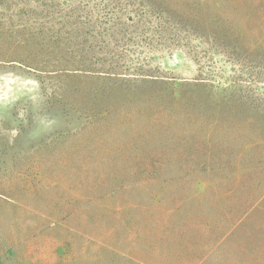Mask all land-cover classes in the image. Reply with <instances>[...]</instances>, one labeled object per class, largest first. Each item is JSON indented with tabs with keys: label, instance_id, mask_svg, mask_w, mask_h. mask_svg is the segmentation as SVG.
Wrapping results in <instances>:
<instances>
[{
	"label": "rangeland",
	"instance_id": "obj_1",
	"mask_svg": "<svg viewBox=\"0 0 264 264\" xmlns=\"http://www.w3.org/2000/svg\"><path fill=\"white\" fill-rule=\"evenodd\" d=\"M0 264H264V0H0Z\"/></svg>",
	"mask_w": 264,
	"mask_h": 264
},
{
	"label": "water",
	"instance_id": "obj_2",
	"mask_svg": "<svg viewBox=\"0 0 264 264\" xmlns=\"http://www.w3.org/2000/svg\"><path fill=\"white\" fill-rule=\"evenodd\" d=\"M7 103H8V102H7L5 99L1 98V99H0V109H3L4 106H5Z\"/></svg>",
	"mask_w": 264,
	"mask_h": 264
}]
</instances>
